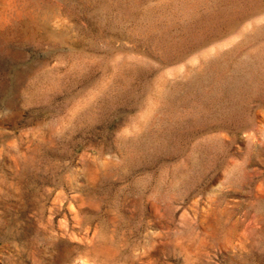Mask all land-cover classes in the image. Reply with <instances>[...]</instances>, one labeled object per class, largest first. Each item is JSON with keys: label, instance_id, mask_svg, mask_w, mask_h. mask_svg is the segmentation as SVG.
Here are the masks:
<instances>
[{"label": "rangeland", "instance_id": "374dc122", "mask_svg": "<svg viewBox=\"0 0 264 264\" xmlns=\"http://www.w3.org/2000/svg\"><path fill=\"white\" fill-rule=\"evenodd\" d=\"M0 264H264V0H0Z\"/></svg>", "mask_w": 264, "mask_h": 264}]
</instances>
